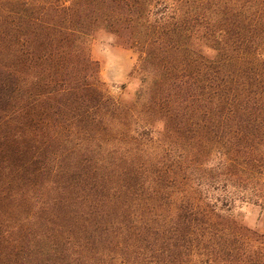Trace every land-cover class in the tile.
Wrapping results in <instances>:
<instances>
[{
	"label": "trees",
	"instance_id": "16d2710c",
	"mask_svg": "<svg viewBox=\"0 0 264 264\" xmlns=\"http://www.w3.org/2000/svg\"><path fill=\"white\" fill-rule=\"evenodd\" d=\"M236 203L264 210V0H0V264H264Z\"/></svg>",
	"mask_w": 264,
	"mask_h": 264
},
{
	"label": "rangeland",
	"instance_id": "374dc122",
	"mask_svg": "<svg viewBox=\"0 0 264 264\" xmlns=\"http://www.w3.org/2000/svg\"><path fill=\"white\" fill-rule=\"evenodd\" d=\"M90 56L99 64L100 77L112 95L126 100L135 97L145 76L139 69V54L135 50L123 47L112 34L100 28L91 36ZM143 66L150 70L149 64ZM234 213L245 225L264 233V210L260 207L236 203Z\"/></svg>",
	"mask_w": 264,
	"mask_h": 264
}]
</instances>
